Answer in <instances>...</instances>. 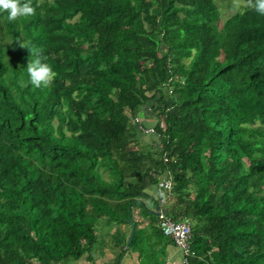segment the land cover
Here are the masks:
<instances>
[{
    "label": "trees",
    "instance_id": "1",
    "mask_svg": "<svg viewBox=\"0 0 264 264\" xmlns=\"http://www.w3.org/2000/svg\"><path fill=\"white\" fill-rule=\"evenodd\" d=\"M242 1L0 13V264H122L163 235L159 210L191 224L189 264H264V16ZM20 43L51 86L31 85Z\"/></svg>",
    "mask_w": 264,
    "mask_h": 264
},
{
    "label": "clouds",
    "instance_id": "2",
    "mask_svg": "<svg viewBox=\"0 0 264 264\" xmlns=\"http://www.w3.org/2000/svg\"><path fill=\"white\" fill-rule=\"evenodd\" d=\"M250 7L264 16V0H247ZM240 0H236L235 7H239ZM36 9L32 6V0H0V13H7L6 19L9 22L29 18L35 15ZM21 48H27L20 43ZM31 57L29 59L26 71L30 78L31 85L36 88H48L54 82L57 73L48 64L43 62L44 57L41 56L40 50L29 49Z\"/></svg>",
    "mask_w": 264,
    "mask_h": 264
},
{
    "label": "rangeland",
    "instance_id": "3",
    "mask_svg": "<svg viewBox=\"0 0 264 264\" xmlns=\"http://www.w3.org/2000/svg\"><path fill=\"white\" fill-rule=\"evenodd\" d=\"M232 3H233V6L236 4V0H232ZM243 4V1L242 0H240V4H239V6L240 5H242ZM235 7V6H234ZM232 12V11H231ZM230 14V11H228V10H226L225 8L223 9V17H222V19H225L226 17H228V15ZM143 112L145 113L142 117H143V120H144V122H145V125L147 126L146 128H145V132L146 133H149L150 135L147 137L148 139V141H154V142H156V144L158 145V141H157V137L154 135V133L152 132V127H153V125L156 123V117H155V114H153L152 112H150V107L149 106H147V107H145L144 109H143ZM152 134V135H151ZM161 181V180H160ZM150 206V205H149ZM150 208H151V206H150ZM149 220L150 219H153V216L152 215H149V214H146L145 215ZM155 221H157V218L155 219ZM149 233H151V230L149 231ZM149 237H147V236H145L144 238H146V239H143V242L144 243H142V246L144 245L145 246V250H144V248H143V250H144V252H142L141 254H142V256L143 257H141V259H140V261H142V260H144L143 261V263H145L146 261L147 262H151V260H153L154 259V255H158V258H164L163 257V253H164V246H165V244H167V243H170L171 242V240H170V238H168V237H165V236H163V235H161V234H158V235H156V234H153L152 236H150V235H148ZM142 246H141V248H142ZM140 249V248H139ZM128 250H130V252L132 251V248H130V249H128ZM156 255V256H157ZM108 257V258H106V257ZM83 257H85V256H83ZM82 257V258H83ZM104 257H105V259H109V257H111L110 256V254L106 251V250H102L101 252H100V256L94 261V263L95 264H101L103 261H104ZM86 258V257H85ZM36 264V263H35Z\"/></svg>",
    "mask_w": 264,
    "mask_h": 264
},
{
    "label": "built area",
    "instance_id": "4",
    "mask_svg": "<svg viewBox=\"0 0 264 264\" xmlns=\"http://www.w3.org/2000/svg\"><path fill=\"white\" fill-rule=\"evenodd\" d=\"M168 185L170 184L168 183ZM157 213L159 230L163 236L170 238L180 250L182 264H189V258L193 255L190 248L191 224L187 221H173L167 217L163 210H159Z\"/></svg>",
    "mask_w": 264,
    "mask_h": 264
},
{
    "label": "crops",
    "instance_id": "5",
    "mask_svg": "<svg viewBox=\"0 0 264 264\" xmlns=\"http://www.w3.org/2000/svg\"><path fill=\"white\" fill-rule=\"evenodd\" d=\"M151 194L155 193L154 187L149 191ZM164 253H163V259L160 257L158 258V255H154V259L151 260V262H145L144 260L140 261L141 257L139 253L136 252H128L122 259V264H182V255L180 250L172 243L165 244L164 246ZM106 257V256H105ZM101 264H104L106 261L110 259H105ZM108 258V257H106ZM99 259V258H98ZM97 261V260H96ZM76 264H90L85 257H83L80 261H78ZM95 264V263H94ZM100 264V263H99Z\"/></svg>",
    "mask_w": 264,
    "mask_h": 264
},
{
    "label": "water",
    "instance_id": "6",
    "mask_svg": "<svg viewBox=\"0 0 264 264\" xmlns=\"http://www.w3.org/2000/svg\"><path fill=\"white\" fill-rule=\"evenodd\" d=\"M165 212V211H164ZM156 214H158V213H156ZM131 227H132V230H131V234H130V237H129V240H131L132 239V235H133V224H131ZM128 247V246H127ZM126 247V248H127Z\"/></svg>",
    "mask_w": 264,
    "mask_h": 264
}]
</instances>
